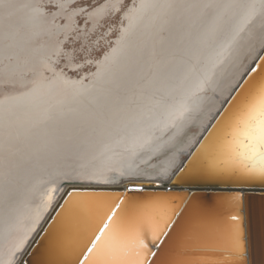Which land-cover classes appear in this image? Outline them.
<instances>
[{"label":"bare ground","instance_id":"obj_1","mask_svg":"<svg viewBox=\"0 0 264 264\" xmlns=\"http://www.w3.org/2000/svg\"><path fill=\"white\" fill-rule=\"evenodd\" d=\"M48 1L0 0V193L1 190L4 191L6 189V193L9 190L8 186L4 187L5 179L9 177L7 175H10V177L17 175L27 180L33 174L30 171L35 172V167L39 168L42 163L50 162V159L46 158L44 161L42 158L44 155L39 156L38 154L40 149H43L41 148L43 140L48 139V143L50 137H53L50 140H53V143L58 141L59 145L62 143L60 141L61 132L67 131L64 135H68L70 130L74 131L78 130V128L90 130L93 127L102 130L103 127L101 128L99 125L103 122H115L116 127L124 124L129 127H135L132 125L133 123L135 124V121L145 118L142 124L148 123L149 125L152 123L154 117H145L144 113H140L141 106L132 100L138 96L139 83L150 77L152 73L150 66L152 67L153 64H168L166 73H168L167 71L170 70L172 65L183 67L180 72L179 70L177 71L176 77L180 74L183 77L186 68L194 65L191 71L192 75L190 74L191 77L189 76L191 79L186 83V86H191L194 80H201V67L203 64L200 61L201 44L199 45L201 40V19L196 22L194 19H188L185 23L182 22L184 16L182 14L180 17L181 10L184 6L191 4L192 0H180L174 6H171L169 15L171 23L167 30L161 34L162 38L152 37L150 39L151 49L149 53L142 56L146 52V50H143L142 54L138 55L135 61L130 63L129 67L121 69L120 73L123 76L117 80L119 82H109V84L102 86L108 89L107 96L109 97L102 101L96 99L94 101L90 97L91 93H89L86 98V95H83V97L78 96L77 98V92L72 88L71 84H87L92 79L97 72L99 64L114 50L117 41L122 35L126 25L123 18L134 12L142 0H133V3L124 11H121V8L125 0H102L92 8L87 6L74 8L73 6L84 2L95 3L98 0H78L73 4H71L72 0H52L49 6L52 11L46 13L45 9ZM250 1L238 0L232 9L230 18L227 19L226 24L223 23L219 32L211 39V42L207 45L209 48L207 47L208 49L205 50L204 54L213 53L217 44L229 36L239 15L245 10L247 5L251 4ZM183 2H185L184 6ZM118 14L120 16V27L116 32V36L112 38L113 42L106 52L99 59L86 63L95 65L90 67L88 72H83V68L76 69L78 65L73 62V53L63 52L64 43L71 38L79 39V41L85 43V40L92 36L105 20ZM210 15L211 13L204 18L205 22H207ZM78 18H82L84 27L76 32V28H80L76 27ZM176 18H178L177 21L175 20ZM182 24H185L183 31L189 32V38L191 40L194 39L196 44L198 43V45L193 46L189 50V54L193 57L183 58L179 54H174L175 52L182 53L183 50L187 51L188 46L186 48L185 42H187V45L190 44L188 37L187 39L184 37L183 42L179 44L182 36L179 33L178 38V31ZM156 26L158 25L156 24L152 28V32L157 28ZM78 35L81 37H78ZM231 36L232 34L229 39H231ZM236 36L237 34L232 39V48L230 47L231 49L229 48L225 53L227 58L222 68H212L213 70H210L212 80L210 79V81L208 77L206 78L212 90L204 92L205 83L201 93L195 94L187 101L188 105L193 103L190 113H186L188 112V105L184 106L185 103L182 101L184 97L182 95L185 91L183 89L185 84H182L181 88L175 91V96L173 95L170 101L163 102L161 107H159V112L165 115L164 113L167 110L173 109L176 104L181 103L183 113L175 119V123H172L174 125H171L169 129L160 132L156 131L155 133H153V129L143 131V138L145 136L151 137L154 134L155 139L149 145V150L141 152L142 154L139 156L138 161L134 163L133 169L114 164L94 179L101 183H110L108 181L118 183L114 174L124 176L126 181L162 183L171 179L185 161L179 165L174 173H170L179 156L185 154L187 157L189 155L224 103L263 52L264 12L261 10L260 15L256 17L253 23L250 22L242 31V34ZM158 39L159 41L156 43ZM153 43H155L154 50L152 49ZM197 48H199L198 53L196 52ZM89 50H92V48L90 47ZM250 50H252V53L245 59ZM156 51L160 52L153 56L149 55L151 52ZM194 58H197V61ZM60 59H63L64 72L56 69ZM244 59L245 61H243ZM80 66L85 67V64ZM127 68H129V71L126 75ZM143 69L148 70L146 76L143 79H137ZM78 73L77 77L70 75ZM178 78L174 79L177 80ZM168 83H170L169 86L175 85L174 81H169ZM117 90L119 91L117 92ZM200 99L202 102L200 104L196 103ZM157 117L163 118L160 115L155 118ZM190 124H193L197 129L195 135L187 139L182 147H177L176 143L179 137ZM57 132H59V135H57ZM86 134H88V131ZM60 145L62 146V144ZM64 151L62 152L68 155L71 153L70 150ZM58 152L61 153V151H56V153ZM63 153L62 155H64ZM159 155H162L160 156L161 158L157 162H153L152 160ZM152 156L154 158L148 161L147 159ZM28 157H31V159ZM36 163L38 165L34 166ZM146 165L150 166L151 169L155 167V171L144 170ZM20 170L24 172L22 173ZM18 172L22 174L19 175ZM51 200V197L46 199V204L41 212H37L34 207L28 206L29 210L24 215L25 220H21L19 223L17 221L16 226L18 229L16 228L13 235L2 243L3 247L1 248L3 249L0 252L2 251L7 256L2 264H11L12 257L18 251L24 249L27 242L32 239L45 217ZM219 201L216 202L212 209L204 208L205 214L209 217L214 216L217 213ZM88 202L92 209L88 213L92 221L96 218L99 210L107 203L104 200L93 199L88 200ZM229 210L227 208L222 209L220 214L226 216ZM187 220V216L183 217L177 232L180 231ZM197 227L207 233L210 241L219 235L218 230L215 234L213 233V226L209 223L198 224ZM176 239L177 236L174 233L153 264H169V261L177 256L175 249ZM147 242L151 241L147 240ZM123 243L122 235L114 236L111 240L105 242L106 252L120 256L123 252ZM10 255L11 258L8 260ZM178 256L183 264H224L225 259H228V264H233L230 254L223 247L211 242L204 245L183 247L179 250ZM2 259L3 257L0 258V264Z\"/></svg>","mask_w":264,"mask_h":264},{"label":"water","instance_id":"obj_2","mask_svg":"<svg viewBox=\"0 0 264 264\" xmlns=\"http://www.w3.org/2000/svg\"><path fill=\"white\" fill-rule=\"evenodd\" d=\"M76 1L78 0H72L71 4ZM179 1L142 0L134 12L123 18L126 25L122 35L117 41L114 50L99 64L97 72L92 79L87 84H71L72 88L77 92V98L78 96L83 97V95H86V98L89 93H91L90 97L94 101H102L109 97L107 96L108 89L102 86L109 84V82L116 83L117 80L122 78L123 75L120 70L129 67L130 63H133L137 56L142 54L143 50H146V52L142 56L149 53L151 49L150 39L152 37L162 38L161 34L167 30L171 23V19H169L171 6H174ZM237 2L238 0H192V3L188 6H184L185 2H183L184 8L180 13V17L182 14L184 16L183 21L181 20L182 22L185 23L188 19H194L196 22L201 19V40L199 41V45L201 44L200 61L203 63L201 80H194L191 86H186V83L191 79V71L194 65L187 67L188 71L187 68L186 70L184 68L183 77L182 74L177 76L179 77L177 80L180 81L174 78H177V71L179 70L180 72L183 67L172 65L170 70L167 71L168 73H166L168 64H153L152 67L150 66L152 72L150 77L139 83L138 96L132 101L141 106L140 113H144L145 117H154L152 123L149 125L148 123L142 124L143 119H145L143 118L132 124L135 127H129L125 124L116 127L115 122H103L99 125L101 128L103 127L102 130L93 127L90 130L82 128L74 131L70 130L68 135H64L67 131L61 132L60 141L62 143L60 144L63 147L60 144L58 145V141L53 143V140H50L53 137H50L48 143V139L42 141L41 148L43 149H40L38 154L39 156L44 155L42 157L43 160L45 161L48 158L50 162L43 161L44 163L39 165V168L35 167V172L30 171L33 174L27 180L17 175L12 177L7 175L9 177L5 179L4 187L8 186L7 188L10 191L8 190L6 193V189H4L0 193V250L3 249L1 248L3 247V241L13 235L16 228L18 229L16 226L17 221L19 223L21 220H25L24 215L29 210L28 206L34 207L37 212H41L46 204V199L48 197L52 198L48 205L50 209L46 210L40 227H38L32 239L27 242L28 245L26 244L24 249L17 253L15 252L14 256L12 255L11 264H40L45 259L40 247V240L56 221L57 216L66 211V206L74 208L82 221H91L88 214L91 209L90 201L88 202V200H104L107 204H111L130 200H150L165 194L178 198L185 193L195 194L205 209H212L217 201L239 194L242 197L243 211L241 216L247 243V254L244 258V264H264V178L256 174L253 179L247 181L225 180L224 182L203 183L191 182L184 176V168L198 154L200 156L226 157L230 154L239 155L246 151L248 125L243 120L229 122L225 114L234 112L242 97L254 90L260 83H264V50L170 180L162 183L126 181L124 176L119 174H114L118 183L111 181H108L110 183H101L94 179L114 164L133 169L134 163L138 161L139 156L142 154L141 152L149 150V145L155 139L154 134H152L153 137L145 136L143 138V131L153 129V133H155L156 131L160 132L169 129L171 125H174L172 123L183 113L181 103L176 104L173 109H166L165 115L159 112V107H161L163 102L170 101L175 91H178L182 84H185L183 88L185 91L182 95V97L184 96L182 98L185 103L184 106L188 105L187 101L195 94L201 93L205 83L204 92L212 90L206 78L211 79L210 72L215 67L217 69L222 68L227 58L225 53L230 47L232 48L233 45L231 43L235 34L237 36L241 35L245 27L250 22L253 23L256 17L260 15L261 10L264 12V0H251V4L246 6L233 25L229 33V36L232 34L231 39L228 36L224 41L217 44L213 53L204 54L205 50L209 48L207 45L211 42V39L219 32L223 23L226 24L227 19L230 18L232 9ZM261 7L262 9H260ZM209 13L211 15L205 22L204 18ZM177 19L175 20L177 21ZM156 24L158 29L155 28L152 32L151 30ZM184 25L182 24L179 27L178 38L179 33L182 36L179 44L183 42L184 37L186 39L187 37L189 38V32L183 31ZM108 34L109 32H107ZM189 40V45L185 42L186 48L188 46L187 51L183 50L182 53L175 52L174 54H179L183 58L193 57L189 54V50L193 46L198 45V43L196 44L194 39L191 40L189 38ZM158 41L159 39L156 40V43ZM152 49H155V43L152 44ZM156 49L158 48L156 47ZM159 52H151L149 55L153 56ZM196 52H199V48H197ZM194 59L197 61V58ZM85 66L94 67L95 65L85 64ZM81 68L84 67L79 66L76 69ZM128 71L129 68L126 70V75ZM147 71L143 69L137 79H143ZM169 81H174L176 86H169L170 83L167 84ZM201 83L203 84L201 85ZM201 102L202 100L200 99L196 103L200 104ZM192 104L190 103L187 106L188 112L186 113H190L193 108ZM157 115L163 118H155ZM87 131L88 134H86ZM57 135H59V132H57ZM63 150H70L71 153L69 155L65 154L62 152ZM56 151H61V153H56ZM28 158L31 159V157ZM152 158L154 156L149 157L147 160L149 161ZM37 165L36 163L34 166ZM20 172L23 173L24 171L20 170ZM22 173L18 172L19 175ZM118 211L119 206L113 209V212ZM182 219H180V222ZM168 241L165 242V238L161 237V243L155 247L152 246L151 242H147L148 248L153 253H157L156 256L148 255L146 257L149 264L154 263ZM2 257L1 264L7 257L1 251L0 258ZM9 258H11V255L8 256V260Z\"/></svg>","mask_w":264,"mask_h":264},{"label":"snow or ice","instance_id":"obj_3","mask_svg":"<svg viewBox=\"0 0 264 264\" xmlns=\"http://www.w3.org/2000/svg\"><path fill=\"white\" fill-rule=\"evenodd\" d=\"M225 117L229 122L243 120L248 125L246 151L226 157L198 154L184 168V176L189 181H247L256 174L264 178V83L242 97L235 111L226 113ZM118 206L119 211L113 212ZM226 208L230 209L227 215H221L220 210ZM242 211L239 194L221 199L217 213L211 217L205 214L198 197L188 193L178 198L165 194L150 200L113 202L102 207L92 221H82L74 208L66 206V211L57 216L40 240L45 257L40 264H149L146 257L157 253L148 248L146 241L150 240L155 247L161 243V237L167 242L174 233L177 256L169 264H183L178 256L181 248L209 242L223 247L233 264H244L247 243ZM185 216L188 220L177 232L180 219ZM202 223L211 224L213 233L218 230L219 235L210 241L207 233L197 227ZM118 234L124 239L120 256L107 253L105 246L107 240ZM224 264H228V259Z\"/></svg>","mask_w":264,"mask_h":264},{"label":"rangeland","instance_id":"obj_4","mask_svg":"<svg viewBox=\"0 0 264 264\" xmlns=\"http://www.w3.org/2000/svg\"><path fill=\"white\" fill-rule=\"evenodd\" d=\"M50 1H48L47 4V8L45 9L46 13H50L52 11V9L49 7L50 6ZM102 0H98L95 3H89V2H84V3H80V4H76L73 7H81V6H87L88 8H92L94 5H97L101 2ZM131 3H133V0H125L124 4L121 8V11H124L125 9H127V7H129L131 5ZM76 27H80V28H76V32L78 30H82L84 27V22L82 20V18H78L77 22H76ZM120 27V16L119 14L117 16H113L112 18H109L107 20H105L103 22L102 25H100L99 29L96 30V32L94 34H92V36L88 37L85 40V43H82V41H79V39H74L71 38L70 40H68L67 42L64 43L63 45V52H72L73 53V62L78 65V67L80 65L86 64L88 61H94L99 59L105 52L106 50L109 48L111 42H112V38H114L116 36V32ZM109 32L108 35H106V33ZM78 34V33H76ZM78 37H81L78 35ZM92 48V50H89V48ZM88 51V52H87ZM252 50H250L246 55L245 59L247 58V56H249V54H251ZM245 59L243 61H245ZM63 59H60L59 63L56 65V69H59V71L61 70V72H64V66L62 63ZM243 65V64H242ZM90 70V67L85 66L82 71L83 72H88ZM73 77H77L79 75L78 74H70ZM196 127L193 126V124L189 125V127L182 133V135L179 137L176 146L177 147H182L185 143L186 140L189 138H192L195 135V131H196ZM162 155L157 156L156 158H154L152 161L153 162H157ZM159 157V158H158ZM186 155H180L178 158L177 163L172 167L170 173H174L175 170L179 167V165L185 160ZM144 167V166H143ZM155 167H153L152 169L150 168V166H145L144 170L146 171H155L154 169ZM150 169V170H149Z\"/></svg>","mask_w":264,"mask_h":264}]
</instances>
